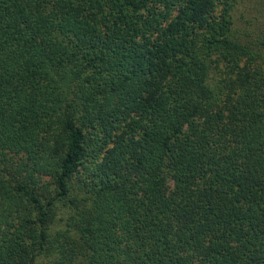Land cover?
<instances>
[{
  "label": "trees",
  "instance_id": "1",
  "mask_svg": "<svg viewBox=\"0 0 264 264\" xmlns=\"http://www.w3.org/2000/svg\"><path fill=\"white\" fill-rule=\"evenodd\" d=\"M244 1L0 0V264H264Z\"/></svg>",
  "mask_w": 264,
  "mask_h": 264
},
{
  "label": "rangeland",
  "instance_id": "2",
  "mask_svg": "<svg viewBox=\"0 0 264 264\" xmlns=\"http://www.w3.org/2000/svg\"><path fill=\"white\" fill-rule=\"evenodd\" d=\"M238 17H241V34L246 39L256 43L264 40V0H245Z\"/></svg>",
  "mask_w": 264,
  "mask_h": 264
}]
</instances>
